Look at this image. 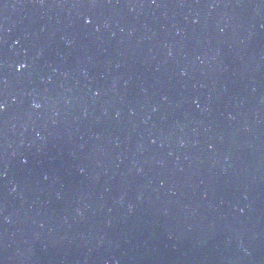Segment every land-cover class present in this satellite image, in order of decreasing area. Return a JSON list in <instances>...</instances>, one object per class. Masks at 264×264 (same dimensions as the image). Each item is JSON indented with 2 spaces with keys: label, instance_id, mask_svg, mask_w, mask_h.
I'll return each instance as SVG.
<instances>
[{
  "label": "water",
  "instance_id": "water-1",
  "mask_svg": "<svg viewBox=\"0 0 264 264\" xmlns=\"http://www.w3.org/2000/svg\"><path fill=\"white\" fill-rule=\"evenodd\" d=\"M0 105V264H264V0H0Z\"/></svg>",
  "mask_w": 264,
  "mask_h": 264
},
{
  "label": "snow or ice",
  "instance_id": "snow-or-ice-1",
  "mask_svg": "<svg viewBox=\"0 0 264 264\" xmlns=\"http://www.w3.org/2000/svg\"><path fill=\"white\" fill-rule=\"evenodd\" d=\"M91 21H89V23H90ZM3 108V105H0V109H2Z\"/></svg>",
  "mask_w": 264,
  "mask_h": 264
},
{
  "label": "clouds",
  "instance_id": "clouds-1",
  "mask_svg": "<svg viewBox=\"0 0 264 264\" xmlns=\"http://www.w3.org/2000/svg\"><path fill=\"white\" fill-rule=\"evenodd\" d=\"M38 106V105H37Z\"/></svg>",
  "mask_w": 264,
  "mask_h": 264
}]
</instances>
